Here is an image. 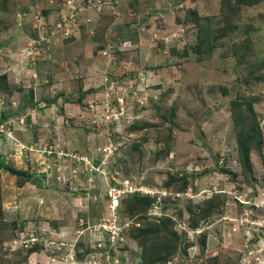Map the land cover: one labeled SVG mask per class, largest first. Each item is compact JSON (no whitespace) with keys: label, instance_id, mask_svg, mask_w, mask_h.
Masks as SVG:
<instances>
[{"label":"rangeland","instance_id":"rangeland-1","mask_svg":"<svg viewBox=\"0 0 264 264\" xmlns=\"http://www.w3.org/2000/svg\"><path fill=\"white\" fill-rule=\"evenodd\" d=\"M4 112L0 264H264V0H0Z\"/></svg>","mask_w":264,"mask_h":264},{"label":"trees","instance_id":"trees-1","mask_svg":"<svg viewBox=\"0 0 264 264\" xmlns=\"http://www.w3.org/2000/svg\"><path fill=\"white\" fill-rule=\"evenodd\" d=\"M8 113H10V112H4V113L2 114V116L0 117V121L3 120V119H4V116H5L6 114H8Z\"/></svg>","mask_w":264,"mask_h":264},{"label":"bare ground","instance_id":"bare-ground-1","mask_svg":"<svg viewBox=\"0 0 264 264\" xmlns=\"http://www.w3.org/2000/svg\"><path fill=\"white\" fill-rule=\"evenodd\" d=\"M214 67H215V66H214ZM214 67H213V68H214ZM208 75H209V73H208ZM198 76H199V74H198ZM209 76H210V75H209ZM43 199H44V198H43ZM51 199H53V198H51V196H49V200H51ZM40 205H41V204H40Z\"/></svg>","mask_w":264,"mask_h":264},{"label":"clouds","instance_id":"clouds-1","mask_svg":"<svg viewBox=\"0 0 264 264\" xmlns=\"http://www.w3.org/2000/svg\"><path fill=\"white\" fill-rule=\"evenodd\" d=\"M113 201H115V200H113Z\"/></svg>","mask_w":264,"mask_h":264}]
</instances>
